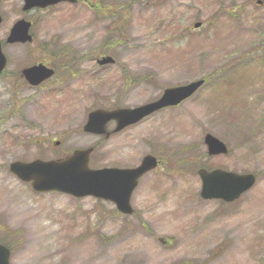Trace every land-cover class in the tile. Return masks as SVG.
Returning a JSON list of instances; mask_svg holds the SVG:
<instances>
[{
    "label": "rangeland",
    "instance_id": "1",
    "mask_svg": "<svg viewBox=\"0 0 264 264\" xmlns=\"http://www.w3.org/2000/svg\"><path fill=\"white\" fill-rule=\"evenodd\" d=\"M97 1L28 12L23 0L1 3L8 65L0 74V237L12 264H264V0H109V15L94 11ZM22 16L34 22L35 41L7 44ZM118 17L124 23L109 31ZM45 41L81 61L68 76L60 64L75 61L62 58L53 78L32 87L20 69L50 62ZM102 53L118 63L99 67ZM202 77L191 98L109 138L82 129L97 107L137 106ZM207 132L229 152L209 155ZM93 144L92 167L159 157L133 193V215L93 196L35 192L8 169L13 160L63 158ZM202 166L258 179L223 204L200 196Z\"/></svg>",
    "mask_w": 264,
    "mask_h": 264
},
{
    "label": "water",
    "instance_id": "2",
    "mask_svg": "<svg viewBox=\"0 0 264 264\" xmlns=\"http://www.w3.org/2000/svg\"><path fill=\"white\" fill-rule=\"evenodd\" d=\"M24 1L23 9L28 10L33 7L45 8L60 1L75 2L76 0ZM1 21L0 14V23ZM199 25V22L195 24V26ZM30 27L31 21L24 18L19 19L12 27L7 41L10 43L32 41V35L29 33ZM115 61V58L110 55L98 59L100 65ZM6 63L7 58L2 51L0 42V71L4 69ZM23 73L30 83L36 85L51 77L54 74V69L39 63L26 67L23 69ZM204 81V79H198L187 84L167 87L160 98L137 107H120L113 110L96 109L90 112L84 130L109 136L111 132L106 130L109 120L115 119L118 123L114 131L121 130L162 107L179 104L190 97ZM205 142L210 154L226 153L228 150L226 144L211 133L205 136ZM92 150L93 147L76 149L70 157L61 161L36 159L25 162L16 160L10 163L9 169L23 181H31L32 187L39 192L60 190L76 196L94 195L114 201L118 209L124 213H132L134 211L131 205L132 192L138 185L139 178L157 166V158L148 154L143 158L141 164L133 168L92 169L88 166ZM199 174L202 178L201 195L204 198H223L227 201L238 198L256 181V176L253 173L239 174L220 168L212 171L200 168ZM9 258L10 250L0 243V264H10Z\"/></svg>",
    "mask_w": 264,
    "mask_h": 264
},
{
    "label": "trees",
    "instance_id": "3",
    "mask_svg": "<svg viewBox=\"0 0 264 264\" xmlns=\"http://www.w3.org/2000/svg\"><path fill=\"white\" fill-rule=\"evenodd\" d=\"M110 1L109 0H99L97 4V7L99 6L98 12H101V14L103 12H106L108 13V15L114 12L116 10V7L114 4H111ZM48 53L52 54V57L57 58L59 55V50L56 47L54 49H52L51 47L50 48L48 47Z\"/></svg>",
    "mask_w": 264,
    "mask_h": 264
}]
</instances>
